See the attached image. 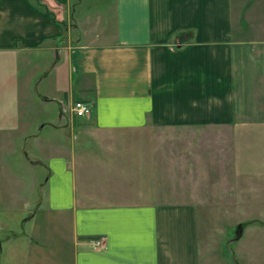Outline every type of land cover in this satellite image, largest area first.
Here are the masks:
<instances>
[{"label":"crops","instance_id":"obj_1","mask_svg":"<svg viewBox=\"0 0 264 264\" xmlns=\"http://www.w3.org/2000/svg\"><path fill=\"white\" fill-rule=\"evenodd\" d=\"M83 1L0 0V264H199L196 206L158 182L150 133L231 118L264 0ZM33 84L56 108L49 140ZM17 142L43 169L30 190L7 167Z\"/></svg>","mask_w":264,"mask_h":264},{"label":"rangeland","instance_id":"obj_2","mask_svg":"<svg viewBox=\"0 0 264 264\" xmlns=\"http://www.w3.org/2000/svg\"><path fill=\"white\" fill-rule=\"evenodd\" d=\"M97 1L93 7L112 0ZM244 24L249 34L264 33V20ZM240 56L230 83V119L150 133L158 182L166 189L183 188L196 206L199 264H264V53ZM30 91L35 100L29 118L38 127L45 123L40 131L49 140L48 125L58 117L56 108L37 101L34 84ZM7 159L13 177H21L29 190L30 181L42 177L41 166L28 165L20 142ZM15 184L14 188H22ZM9 213L11 218L20 215Z\"/></svg>","mask_w":264,"mask_h":264},{"label":"built area","instance_id":"obj_3","mask_svg":"<svg viewBox=\"0 0 264 264\" xmlns=\"http://www.w3.org/2000/svg\"><path fill=\"white\" fill-rule=\"evenodd\" d=\"M71 113L76 118L88 119L93 113L92 104L87 101L76 100L71 106ZM94 244L95 246H101L102 238L94 239Z\"/></svg>","mask_w":264,"mask_h":264},{"label":"water","instance_id":"obj_4","mask_svg":"<svg viewBox=\"0 0 264 264\" xmlns=\"http://www.w3.org/2000/svg\"><path fill=\"white\" fill-rule=\"evenodd\" d=\"M238 229L241 230V224L238 225Z\"/></svg>","mask_w":264,"mask_h":264}]
</instances>
